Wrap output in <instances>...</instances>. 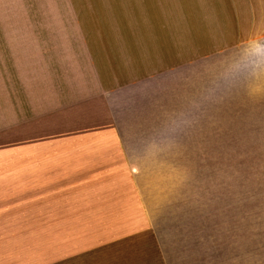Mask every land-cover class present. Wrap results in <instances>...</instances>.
Instances as JSON below:
<instances>
[{"label": "rangeland", "instance_id": "374dc122", "mask_svg": "<svg viewBox=\"0 0 264 264\" xmlns=\"http://www.w3.org/2000/svg\"><path fill=\"white\" fill-rule=\"evenodd\" d=\"M122 1L0 0V264H264V132L139 186L84 165L78 26L99 44Z\"/></svg>", "mask_w": 264, "mask_h": 264}, {"label": "crops", "instance_id": "0c3cea01", "mask_svg": "<svg viewBox=\"0 0 264 264\" xmlns=\"http://www.w3.org/2000/svg\"><path fill=\"white\" fill-rule=\"evenodd\" d=\"M122 2L108 13V32L95 35L99 44L78 26L80 85L93 90L82 114L91 124L75 134L92 140L81 151L95 183L159 181L173 161L176 171L207 169L229 153V128L263 136L264 76L226 90L214 82L250 42L264 44V0Z\"/></svg>", "mask_w": 264, "mask_h": 264}, {"label": "clouds", "instance_id": "9594fccd", "mask_svg": "<svg viewBox=\"0 0 264 264\" xmlns=\"http://www.w3.org/2000/svg\"><path fill=\"white\" fill-rule=\"evenodd\" d=\"M264 57V44L250 42L240 53L226 62L223 72L214 82L216 90H226L232 85L248 79L264 76V63L252 57ZM251 94L255 95L253 91Z\"/></svg>", "mask_w": 264, "mask_h": 264}]
</instances>
